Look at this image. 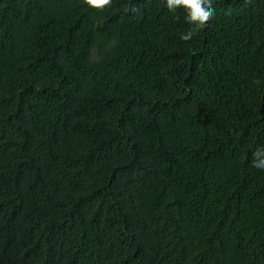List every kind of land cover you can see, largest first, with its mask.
I'll use <instances>...</instances> for the list:
<instances>
[{
    "label": "trees",
    "instance_id": "obj_1",
    "mask_svg": "<svg viewBox=\"0 0 264 264\" xmlns=\"http://www.w3.org/2000/svg\"><path fill=\"white\" fill-rule=\"evenodd\" d=\"M213 6L0 0V264H264V0Z\"/></svg>",
    "mask_w": 264,
    "mask_h": 264
},
{
    "label": "clouds",
    "instance_id": "obj_2",
    "mask_svg": "<svg viewBox=\"0 0 264 264\" xmlns=\"http://www.w3.org/2000/svg\"><path fill=\"white\" fill-rule=\"evenodd\" d=\"M84 4L90 8L103 10L110 7L112 0H83ZM166 8L169 12L175 14L178 10H183L185 13V21L195 26L186 33L180 35V39L188 42L193 39L196 31L207 25L215 13L214 0H165ZM132 12H137V8H132ZM226 14H230V11ZM251 166L264 170V146H259L252 154Z\"/></svg>",
    "mask_w": 264,
    "mask_h": 264
}]
</instances>
